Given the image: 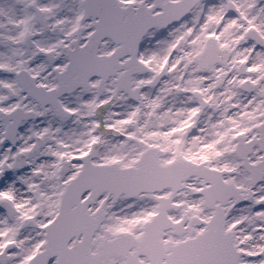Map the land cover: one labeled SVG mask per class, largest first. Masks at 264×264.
I'll return each mask as SVG.
<instances>
[{
  "label": "snow or ice",
  "instance_id": "snow-or-ice-1",
  "mask_svg": "<svg viewBox=\"0 0 264 264\" xmlns=\"http://www.w3.org/2000/svg\"><path fill=\"white\" fill-rule=\"evenodd\" d=\"M0 264H264V0H0Z\"/></svg>",
  "mask_w": 264,
  "mask_h": 264
}]
</instances>
